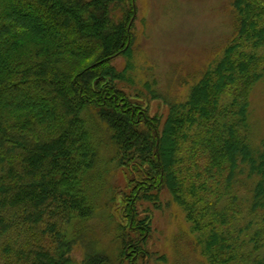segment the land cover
<instances>
[{"label": "trees", "instance_id": "obj_1", "mask_svg": "<svg viewBox=\"0 0 264 264\" xmlns=\"http://www.w3.org/2000/svg\"><path fill=\"white\" fill-rule=\"evenodd\" d=\"M231 7L222 59L165 118L120 88L113 64L131 55L136 0H0V264H75L87 236L71 229L97 214L103 160L124 179L109 219L118 254L92 242L84 264L151 257L140 209L160 208L165 191L207 264H264V150L249 119L264 80V0Z\"/></svg>", "mask_w": 264, "mask_h": 264}, {"label": "rangeland", "instance_id": "obj_2", "mask_svg": "<svg viewBox=\"0 0 264 264\" xmlns=\"http://www.w3.org/2000/svg\"><path fill=\"white\" fill-rule=\"evenodd\" d=\"M136 5L131 55L118 57L113 64L124 74L120 88L143 104L151 116L166 118L170 105L186 103L203 73L222 59L235 36L236 17L231 0H136ZM250 100L252 147L264 150V80L255 86ZM94 174L97 214L71 229L73 235L87 236L72 247L70 256L75 264H84L92 242H96L97 251H110L115 258L118 254L113 242L115 219H109L113 196L123 190L124 179L116 163L106 160ZM160 198V208L146 203L140 209L142 217L152 218L151 237L144 247L151 257H144L140 264H207L186 213L167 191ZM52 239L48 237L50 244Z\"/></svg>", "mask_w": 264, "mask_h": 264}]
</instances>
